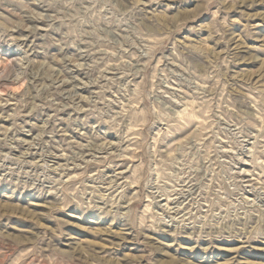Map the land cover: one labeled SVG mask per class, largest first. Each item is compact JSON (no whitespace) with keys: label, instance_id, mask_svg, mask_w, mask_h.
<instances>
[{"label":"rangeland","instance_id":"374dc122","mask_svg":"<svg viewBox=\"0 0 264 264\" xmlns=\"http://www.w3.org/2000/svg\"><path fill=\"white\" fill-rule=\"evenodd\" d=\"M0 264H264V0H0Z\"/></svg>","mask_w":264,"mask_h":264}]
</instances>
